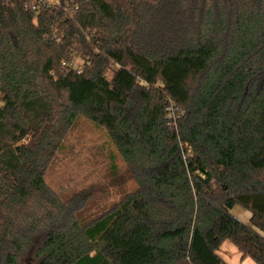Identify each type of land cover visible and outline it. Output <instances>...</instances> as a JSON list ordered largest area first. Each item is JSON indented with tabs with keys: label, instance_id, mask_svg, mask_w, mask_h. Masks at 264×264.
Returning a JSON list of instances; mask_svg holds the SVG:
<instances>
[{
	"label": "trees",
	"instance_id": "obj_1",
	"mask_svg": "<svg viewBox=\"0 0 264 264\" xmlns=\"http://www.w3.org/2000/svg\"><path fill=\"white\" fill-rule=\"evenodd\" d=\"M80 117L137 185L81 225L46 181ZM227 241L264 264V0H0V264H223Z\"/></svg>",
	"mask_w": 264,
	"mask_h": 264
},
{
	"label": "rangeland",
	"instance_id": "obj_2",
	"mask_svg": "<svg viewBox=\"0 0 264 264\" xmlns=\"http://www.w3.org/2000/svg\"><path fill=\"white\" fill-rule=\"evenodd\" d=\"M75 64L79 66L82 62L76 60ZM108 78H112L111 72ZM46 181L65 202L84 201L83 210L76 215L80 225L113 210L137 188L107 133L84 117H80L68 133L46 173ZM231 214L250 224L251 213L243 207H234Z\"/></svg>",
	"mask_w": 264,
	"mask_h": 264
},
{
	"label": "crops",
	"instance_id": "obj_3",
	"mask_svg": "<svg viewBox=\"0 0 264 264\" xmlns=\"http://www.w3.org/2000/svg\"><path fill=\"white\" fill-rule=\"evenodd\" d=\"M251 219V218H250ZM223 264H255L250 258H244L231 242H224L217 251Z\"/></svg>",
	"mask_w": 264,
	"mask_h": 264
},
{
	"label": "built area",
	"instance_id": "obj_4",
	"mask_svg": "<svg viewBox=\"0 0 264 264\" xmlns=\"http://www.w3.org/2000/svg\"><path fill=\"white\" fill-rule=\"evenodd\" d=\"M29 3L30 9L33 12L38 11L41 8L56 7L58 5V0L56 2H50L49 0H26Z\"/></svg>",
	"mask_w": 264,
	"mask_h": 264
}]
</instances>
